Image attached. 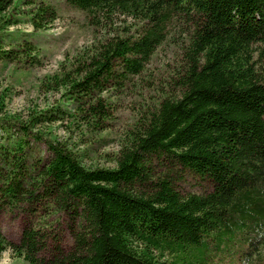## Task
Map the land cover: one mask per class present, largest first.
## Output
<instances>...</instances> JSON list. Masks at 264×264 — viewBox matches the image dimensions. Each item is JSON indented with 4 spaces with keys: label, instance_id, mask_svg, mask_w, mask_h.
<instances>
[{
    "label": "trees",
    "instance_id": "obj_1",
    "mask_svg": "<svg viewBox=\"0 0 264 264\" xmlns=\"http://www.w3.org/2000/svg\"><path fill=\"white\" fill-rule=\"evenodd\" d=\"M14 1L0 0V32ZM65 1L93 39L42 82L64 104L27 123L0 118V257L9 248L29 264H264V0ZM56 16L42 1L28 20L42 28ZM18 45L0 58L35 48ZM111 92L140 94L111 166L86 165V149L32 129L67 120L95 136L116 118ZM187 175L208 188L182 190Z\"/></svg>",
    "mask_w": 264,
    "mask_h": 264
},
{
    "label": "rangeland",
    "instance_id": "obj_2",
    "mask_svg": "<svg viewBox=\"0 0 264 264\" xmlns=\"http://www.w3.org/2000/svg\"><path fill=\"white\" fill-rule=\"evenodd\" d=\"M42 1L51 3L55 7L57 16L46 27L35 28L28 19L30 12H33ZM7 15L12 23L0 32V49L20 47L19 42L24 44L26 40L32 42L35 48L26 52L27 54L24 50L21 51L19 55L22 56L14 60L0 58V118L6 116L12 121L27 123L32 114L66 102L61 91H46L45 87H41L42 82L59 71L61 65L69 63L79 49L91 42L93 29L86 22L83 12L65 0H15L9 7ZM162 52L158 53L156 63L161 62V57L164 55ZM139 97L140 94L127 92L122 95L121 100H118L111 92L110 100L118 103L116 118L112 120L109 129L94 133L95 136L81 129L77 122L70 123L67 120L40 122L32 129H41L45 133L49 131L51 135L62 141L69 140L68 144L70 143L74 150L86 149L82 158L86 165L111 166L112 162L108 158L117 150L122 129L132 120L135 110L132 107L140 100ZM5 133L8 132L0 125L2 143L7 140L4 137ZM97 135H101L104 142L100 143ZM83 141L85 142L82 143ZM31 144L36 148L34 141H31ZM179 186L182 190L191 192L208 188L206 182L190 175L182 179ZM1 224L8 236H16L18 225L15 218L3 217ZM0 264L29 263L7 248L1 254Z\"/></svg>",
    "mask_w": 264,
    "mask_h": 264
}]
</instances>
